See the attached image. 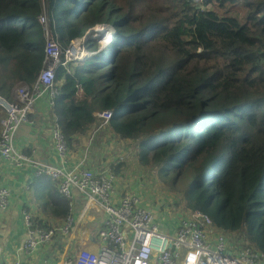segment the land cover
<instances>
[{
	"label": "trees",
	"instance_id": "trees-1",
	"mask_svg": "<svg viewBox=\"0 0 264 264\" xmlns=\"http://www.w3.org/2000/svg\"><path fill=\"white\" fill-rule=\"evenodd\" d=\"M226 7L242 8V21ZM42 16L62 48L97 25L116 31L109 46L86 41L90 58L56 68L48 106L67 149L111 111L107 127L136 143L140 168L182 183L186 210L264 255V0H0L5 101L43 67Z\"/></svg>",
	"mask_w": 264,
	"mask_h": 264
},
{
	"label": "built area",
	"instance_id": "built-area-1",
	"mask_svg": "<svg viewBox=\"0 0 264 264\" xmlns=\"http://www.w3.org/2000/svg\"><path fill=\"white\" fill-rule=\"evenodd\" d=\"M44 30L45 46L43 67L31 86L21 85L14 91L12 102L0 98L3 117L0 120V158L9 167H29L35 177H47L56 185L57 193L68 203L69 214L60 227L37 225L26 211L22 212L26 240L23 250L27 254L48 245L55 235L62 236L70 231L73 218L72 190L85 198L83 214L90 204L96 205L105 215L96 237L103 247L96 251L79 249L63 264H264V255L249 248L233 246L225 234L218 232L211 220L198 211L179 219L169 234L155 223L152 213L139 206L138 200L123 194L119 201H112L116 176L110 169L93 172L86 167L88 149L70 169L64 166L40 164L16 148V135L22 125L28 123V116L36 103L47 99L50 107L58 95L55 88V72L58 66L65 67L73 60H81L92 54L82 39L75 40L67 48L56 41V35L45 16L38 18ZM70 51L77 55L71 59ZM99 127L107 125L111 111L95 114ZM53 147L61 160L67 153L66 140L57 124L52 128ZM9 205V192L0 187V210ZM18 264V263H15Z\"/></svg>",
	"mask_w": 264,
	"mask_h": 264
},
{
	"label": "crops",
	"instance_id": "crops-1",
	"mask_svg": "<svg viewBox=\"0 0 264 264\" xmlns=\"http://www.w3.org/2000/svg\"><path fill=\"white\" fill-rule=\"evenodd\" d=\"M3 115V110L0 108V120ZM28 120L29 122L22 125L16 135V148L40 164L62 165L70 169L89 148L86 167L93 172H100L111 168L116 161V155L128 151L131 143L129 141L123 143V140L113 134L107 125L95 132V125L85 137L77 140V147L73 150L67 149L64 160H61L53 147L51 133L56 122L50 113L46 98L36 103ZM92 132H95V143L94 141L91 143ZM115 176L116 182L112 192L114 204L119 201L125 190H129L127 173ZM53 184L50 180L47 182L38 180L29 167L11 168L0 158V187L6 188L9 192L8 207L0 210V264H59L63 261L64 258L59 261L60 255L57 256L55 252L50 251L52 246L50 243L32 254H27L23 250L26 240L23 211L29 213L32 220L40 226L57 228L64 222L65 210L62 205L67 204L68 207V203L56 195V186ZM71 196L73 222L68 234L64 236L58 234L57 238H67L66 246L71 245V249L72 243H76V248L96 251L103 247L97 240L96 232L101 227L105 215L94 204H90L83 214L85 198L75 190H72Z\"/></svg>",
	"mask_w": 264,
	"mask_h": 264
},
{
	"label": "rangeland",
	"instance_id": "rangeland-1",
	"mask_svg": "<svg viewBox=\"0 0 264 264\" xmlns=\"http://www.w3.org/2000/svg\"><path fill=\"white\" fill-rule=\"evenodd\" d=\"M118 1L120 2V4L125 3V0H118ZM215 10H217V12L220 13L219 9L215 8ZM228 10L230 11L227 15L237 16L242 21L241 18L244 13L243 12L244 10L242 8L226 7L224 11L227 12ZM141 23L142 22H135V27L136 28L139 27ZM107 30L109 31L110 28L107 27L106 31ZM94 31H95L94 33L91 32L88 34L89 40H92L90 49H97L100 45L109 43L111 41L108 40L109 36L106 33H104V35H101V33L103 32L102 29L98 30L97 28V31L96 29H94ZM72 52L74 51H70L71 59L77 56L75 52L74 54H72ZM71 63L73 66L76 65V63L74 62ZM99 124L100 121L97 120L95 132H97V128L99 127ZM95 132L91 133V137H92L91 143H93V141L95 143L96 140ZM123 143H126V141H123ZM136 150H137L136 143L131 142L130 145L128 146V151L126 152L124 151L123 154H117L115 157L116 158L115 163H118L119 166H121L120 172L127 173L128 175L129 190L127 191V193L134 196L138 200L139 206L149 210L154 217L155 223L158 224L162 230H165L170 234L171 230L174 229L176 222L179 219L184 218L189 214V211L184 208L185 203L179 191L182 187V183H178L177 185L170 187L161 178H159L156 175L155 169L140 168L137 161ZM228 241H230L229 238ZM67 242H68L67 238L65 237H62L60 239L55 237L50 242V244L52 245L50 251L55 252L57 256L60 255L59 261H61V258L65 259L68 257L75 256V254L80 249V248H76L77 247L76 243H72L73 248L71 249V245L66 246ZM235 243L237 244L232 243V245L239 249L243 248L240 246L242 245V242H235ZM63 255H65V257ZM64 259L59 264H63Z\"/></svg>",
	"mask_w": 264,
	"mask_h": 264
},
{
	"label": "clouds",
	"instance_id": "clouds-1",
	"mask_svg": "<svg viewBox=\"0 0 264 264\" xmlns=\"http://www.w3.org/2000/svg\"><path fill=\"white\" fill-rule=\"evenodd\" d=\"M97 26H100L102 29H105V32L103 31L102 33H101V35H104V33H106L107 35H108V32H110V36H111V40H112V38H113V36L115 35V33H116V31H115V28L114 27H112V26H108V25H97ZM96 27V26H95ZM95 27H93V28H95ZM107 27H109L110 28V30L108 31H106V28ZM87 32V31H86ZM86 34V33H85ZM84 34V35H85ZM83 38V37H82ZM81 38V39H82ZM107 38V37H106ZM89 39V38H88ZM87 39V40H88ZM86 40V41H87ZM82 41H83V44L85 45V43H86V41H84L83 39H82ZM110 45V42L109 43H106V44H103V45H101V46H109ZM88 51V50H87ZM89 52V51H88ZM92 54H90L89 56H87V57H84V58H82L81 60H79V61H77V60H73V61H75V62H81V61H83L84 59H87V58H90V56H91ZM112 113V112H111ZM108 124V123H107Z\"/></svg>",
	"mask_w": 264,
	"mask_h": 264
},
{
	"label": "water",
	"instance_id": "water-1",
	"mask_svg": "<svg viewBox=\"0 0 264 264\" xmlns=\"http://www.w3.org/2000/svg\"><path fill=\"white\" fill-rule=\"evenodd\" d=\"M101 26H102V25H101ZM102 27H103V26H102ZM91 32H93V33L95 32V31H94V28H91V29H89V30L86 32V34L83 36V40H84V41H86V40L88 39V34L91 33Z\"/></svg>",
	"mask_w": 264,
	"mask_h": 264
},
{
	"label": "bare ground",
	"instance_id": "bare-ground-1",
	"mask_svg": "<svg viewBox=\"0 0 264 264\" xmlns=\"http://www.w3.org/2000/svg\"><path fill=\"white\" fill-rule=\"evenodd\" d=\"M97 28H101V27H95L94 29H96V31H97ZM103 30H105V29H103ZM108 36H109L108 40L110 41L111 40L110 32H108ZM72 54H74V52H72Z\"/></svg>",
	"mask_w": 264,
	"mask_h": 264
}]
</instances>
